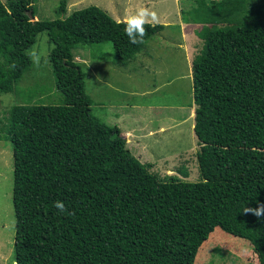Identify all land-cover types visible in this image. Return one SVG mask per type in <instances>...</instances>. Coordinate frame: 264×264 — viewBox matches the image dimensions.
Wrapping results in <instances>:
<instances>
[{
  "label": "trees",
  "instance_id": "trees-1",
  "mask_svg": "<svg viewBox=\"0 0 264 264\" xmlns=\"http://www.w3.org/2000/svg\"><path fill=\"white\" fill-rule=\"evenodd\" d=\"M35 1L0 0V94L31 68L45 30L62 94L58 104L15 105L0 124L14 152L17 264H195L217 226L250 239L264 264V216L244 211L264 204V0L182 9L202 16L184 21L203 24L193 60L198 181L186 179L184 163L162 175L141 162L119 126L93 113L74 60L75 48L110 42L127 65L165 25H146L145 42L132 44L101 7L62 16V0L60 16L35 20Z\"/></svg>",
  "mask_w": 264,
  "mask_h": 264
},
{
  "label": "rangeland",
  "instance_id": "rangeland-1",
  "mask_svg": "<svg viewBox=\"0 0 264 264\" xmlns=\"http://www.w3.org/2000/svg\"><path fill=\"white\" fill-rule=\"evenodd\" d=\"M2 1L6 3V0ZM66 1V13L62 16L69 15L77 9L96 5L107 11L116 20H122L125 14L129 15L138 8L147 7L157 15V20L153 24L162 23L161 21L164 19L173 23V25L171 23L165 25V29L159 33L160 36H154V41L149 42V46L153 44L157 46L153 50L154 57L152 59L154 62L151 65H149V59H147L145 69L137 66L138 60L130 63L138 68L137 73L133 72L132 66L120 69V62L116 60V53L113 44L110 42L93 43L84 47H77L73 51L74 60L82 66L86 73L85 87L87 93L93 99L92 111L107 124H111V116L114 118L117 112L124 110L125 107L131 104L138 106L135 109H143L147 113L152 112L153 109L149 106L151 103L158 105V107L154 109L156 114L153 113L156 116L147 120V127L157 126L159 122L173 118L171 116H176L178 118L176 120L180 119L182 121L181 118L186 116V112H189V109L196 104L194 101L193 76L191 74L190 78L188 74L185 52L183 48L180 49L174 46L176 43L174 39H183L181 29L178 26L181 19H189L192 16L201 18L202 16L193 13L191 15L186 12L181 13L180 10L183 5L181 0ZM61 2L62 0H36L34 4L37 12L34 19L51 20L57 18L60 16L58 9ZM166 15L167 17L164 18ZM198 38V42H202L203 46V40L200 41ZM191 42L195 45V42ZM184 45L185 42L182 47ZM202 46L199 45L193 51H186L191 56L189 62L191 69L193 59L198 50L201 51ZM51 48L52 44L48 32L46 30L40 32L36 43L29 51L33 61L31 68L15 82L12 92L0 94L1 125L6 123V118L15 105L61 103L62 94L56 86L55 76L49 63ZM105 74H108V77ZM101 76L106 80L110 78L111 81L109 80V82L114 84H103L99 81ZM132 77L134 79H131ZM144 91H146V94H143ZM174 105L182 106L174 108ZM129 108L131 107L129 106ZM190 123L189 121L184 125V129L187 128L188 132L190 130L191 136L184 139L183 137L180 138L181 149L185 150L174 151L177 154L174 157L176 159L174 165L179 167L184 163L179 168H189L190 174L186 179L198 181L200 180V172L196 158L199 149L188 151L185 148L186 145L187 147H193L198 144L194 128L192 129L194 135L190 129ZM162 133H160L161 137ZM2 134H4V131L0 130V135ZM175 134L183 135L185 133H182V129H177ZM157 135L159 134H152L149 139H154ZM191 140L194 141L193 144L190 143ZM132 146L134 145H130V147ZM139 150L140 153L137 151L138 154L136 155L138 158L141 157L143 149L139 148ZM133 152L135 151L133 150ZM172 152V149L164 152L160 151L154 156V152L150 148L149 157L154 160L163 157L164 154L169 159L171 155H174ZM147 159L149 158L143 155L141 159L139 158L140 161L144 162ZM184 159H186L185 162ZM179 168L174 169L172 165L170 166L164 161L156 163L155 166L153 165V171H159L162 175L175 174L176 171H180ZM13 185V144L10 140L0 139V264H17L14 249L16 216L12 202ZM211 234L212 236L208 237L209 240L203 242V246H200L195 264H257L259 262L258 254L255 252L254 244L250 239L235 235L221 226H217Z\"/></svg>",
  "mask_w": 264,
  "mask_h": 264
},
{
  "label": "crops",
  "instance_id": "crops-1",
  "mask_svg": "<svg viewBox=\"0 0 264 264\" xmlns=\"http://www.w3.org/2000/svg\"><path fill=\"white\" fill-rule=\"evenodd\" d=\"M194 1H196V0H181V3H183L181 8L182 9L183 8H191L192 5H195ZM182 9L180 10L181 13H182ZM126 15H128V14H125L123 16V18ZM166 17H167V15L164 16V18H166ZM118 20H120V19H118ZM161 22L164 25H168L169 23H171V25H173L172 22H170L166 19L162 20ZM178 26L181 29V37L184 40L181 38L174 39V41L176 42L174 44V46L177 48H180V49L183 48V50L185 52V61L187 62L188 74L191 78V74L193 76V64H192V69H191V67L189 65L191 56H190V53H188V52L193 51L194 48L197 49L199 47V45L202 46V44H201L202 42H198V40H197V38L199 37L197 32L202 28L201 26H203V24L202 23H195V22H186V21L181 19L179 21ZM188 28H190L191 30H189ZM160 32H158L155 36H160L159 35ZM198 39L200 41L203 40L201 37H199ZM189 40L195 42V45L191 41H190V43H188ZM153 41H154L153 37L148 39L147 42L145 43V46L143 47V49L140 52H138L137 55L131 61H129L127 65H119L120 69H122L123 67L128 68V67L132 66L133 72L137 73L138 68L136 66L130 64L131 62H135L137 60H138L137 66L142 67L143 69H145L147 67V59L150 60L149 65H151V63L154 62L152 59L154 57L153 50H155V48L157 47L154 44L149 46V42H153ZM177 42H180V43H177ZM184 42H185V45H184V47H182ZM179 45H181V46H179ZM186 51H188V52H186ZM198 53H199V50H198L197 54ZM115 67L117 68L118 66H115ZM105 76L108 77V74H105ZM131 79H134V77H132ZM131 79H129V80H131ZM105 80L106 79H104L101 76L99 81H101L103 84H114L113 82H109L110 78L106 81ZM156 89H158V88L156 87ZM143 94H146V91H144ZM92 105H93V103H92ZM92 105H91V108H92ZM129 106L131 108H129ZM129 106L125 107L124 110L117 112V114L114 115V118L112 116L110 117L111 125H117L121 129L122 135L126 138L127 147L132 152H133V150L135 151V152H133V154L135 156L138 153H140L139 148L143 149L141 157L143 155V156L149 158L145 162L141 160V162H143V163L150 162L155 166L156 163H158L160 161H164L166 164H170V166L172 165V167L174 169H176L177 165H174L175 160H176V159H174V157L177 156V154H175L174 151L185 150V149H181L180 138L183 137V139H184L185 137L191 136L190 130L188 132L187 128L184 129V125H186L190 121L191 122L190 123L191 131L194 128V125H195L194 118H195V114H196V112H195L196 105L191 107L189 109V112H186L187 115L181 118L182 121H180V119L176 120V119H178L176 116H171L173 118H169L168 120L161 121L158 123L157 126L151 125V127H147V120L151 117L153 118L156 116V115H154V114H156V112H154V109L156 107H158V105L151 103L149 106L152 107L153 110H152V112H148V113L146 110H143V109L142 110L135 109L136 107H138L135 104H131ZM180 106H182V105H179V106L174 105V108H177ZM146 114H148V115H146ZM177 129H182V133H185V134H183V135L175 134ZM156 133H158L159 135H157L154 139H149V137L152 134L156 135ZM160 133H162V137L160 136L161 135ZM192 134H193V131H192ZM195 137H197L196 133H195ZM197 139H198V137H197ZM132 142H134V143H132ZM190 143L193 144L194 141L191 140ZM130 145H134V146L130 147ZM150 148L152 149V152H154V156L157 155V152H160V151L164 152L166 150H171V149L173 150L172 154H174V155H171V157L168 159L163 154V157H160L159 159L152 160L149 157ZM185 148L188 151L196 150V148L200 149V144L198 143L197 146L194 145L193 147H187V145H186ZM137 151H138V153H137ZM154 156H152V157H154ZM141 157H139V158L141 159ZM183 161L185 162L186 159H184ZM186 163H188V162H186ZM175 173L180 174V173H178V171H176Z\"/></svg>",
  "mask_w": 264,
  "mask_h": 264
},
{
  "label": "clouds",
  "instance_id": "clouds-1",
  "mask_svg": "<svg viewBox=\"0 0 264 264\" xmlns=\"http://www.w3.org/2000/svg\"><path fill=\"white\" fill-rule=\"evenodd\" d=\"M156 20L157 15L154 11H151L147 7H141L136 9L132 14L126 15L122 20H118L117 23L124 25L125 35L128 37L130 43L143 44L147 35L145 26H154L153 22ZM54 206L59 211H66L63 201H56ZM244 211L245 213L252 212L257 217H262L264 216V204H261L258 208H245Z\"/></svg>",
  "mask_w": 264,
  "mask_h": 264
},
{
  "label": "water",
  "instance_id": "water-1",
  "mask_svg": "<svg viewBox=\"0 0 264 264\" xmlns=\"http://www.w3.org/2000/svg\"><path fill=\"white\" fill-rule=\"evenodd\" d=\"M17 263V262H16Z\"/></svg>",
  "mask_w": 264,
  "mask_h": 264
}]
</instances>
